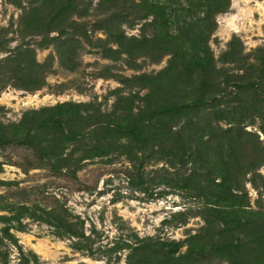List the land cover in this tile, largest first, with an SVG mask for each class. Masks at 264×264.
I'll return each instance as SVG.
<instances>
[{
	"label": "rangeland",
	"instance_id": "obj_1",
	"mask_svg": "<svg viewBox=\"0 0 264 264\" xmlns=\"http://www.w3.org/2000/svg\"><path fill=\"white\" fill-rule=\"evenodd\" d=\"M65 1L0 0V60L45 66L27 87L0 65L4 136L24 138V115L66 102L105 115L53 142H0V264H264V0L216 14L209 46L226 77L198 113L179 95L186 78L164 80L170 54L101 53L109 27L161 33L150 13L79 0L47 23ZM71 38L83 46L74 70L61 59ZM158 106L170 110L147 113Z\"/></svg>",
	"mask_w": 264,
	"mask_h": 264
},
{
	"label": "trees",
	"instance_id": "obj_2",
	"mask_svg": "<svg viewBox=\"0 0 264 264\" xmlns=\"http://www.w3.org/2000/svg\"><path fill=\"white\" fill-rule=\"evenodd\" d=\"M78 1L66 0L65 5L67 7L53 12L46 22L54 23L60 16L66 18L64 15L68 14L67 9ZM101 1L100 4L109 5L121 15H126L132 7L141 8L142 11L153 16L155 19L153 24L161 27L162 30L161 33L152 30L148 36L143 34L138 39L135 37L127 38L120 29L113 31L109 27L106 31V38L99 39L100 50L104 57L117 58L119 50L124 51L128 56H132L137 50L139 53L153 57V59H158L163 54H170L165 71L167 77L164 80L170 84V74L171 78L179 76L182 79H187L188 84L184 90H179V95L183 94L191 100V104L187 105L188 109L196 110L198 113L207 107L208 100L212 101L211 105L217 102L218 96L215 94L221 87L217 75L224 77L226 75L215 67L216 60L209 46V39L217 28L216 14L225 11L230 5V0H163V3L160 0ZM76 13L81 16L83 12L78 11ZM178 13L182 14L181 21L177 19ZM173 21L176 22L174 26ZM72 24L77 28V22H72ZM110 43H114L117 48L108 45ZM82 47L80 40L70 39L69 49L66 51V62L65 57L61 56L62 62L68 69L74 70L77 67L78 61L76 59ZM18 56L20 59L11 55L10 58L0 60V65L7 68L9 65V71L17 72L26 86L32 82L40 84L42 77L39 74H42L45 66H39L30 53H20ZM149 77L145 78L148 79ZM224 80L226 81L225 78ZM242 85L243 83L238 84L240 87ZM254 85L247 87L251 89ZM169 110V106H158V108L151 109L147 113L152 117H160ZM104 115L92 103L71 104L66 102L57 104L24 115L19 125L27 127V134L20 140L5 138L4 131L7 125L0 122V142L16 141L20 144L30 145L32 136L35 134L47 136L53 142L56 138L63 136L74 122H81L85 116L95 118ZM188 127L194 129L191 120ZM50 150H55V146L51 145ZM234 196L236 197V195ZM6 235L9 236V234ZM176 247L171 248V254L176 251Z\"/></svg>",
	"mask_w": 264,
	"mask_h": 264
}]
</instances>
